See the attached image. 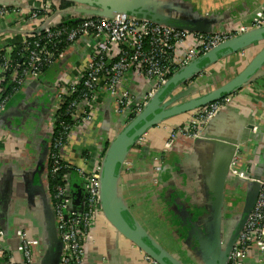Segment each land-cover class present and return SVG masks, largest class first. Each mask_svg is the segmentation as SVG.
I'll list each match as a JSON object with an SVG mask.
<instances>
[{
  "label": "crops",
  "instance_id": "obj_1",
  "mask_svg": "<svg viewBox=\"0 0 264 264\" xmlns=\"http://www.w3.org/2000/svg\"><path fill=\"white\" fill-rule=\"evenodd\" d=\"M166 1L173 16L186 21L203 20L205 29L226 24L250 28L253 20L264 12V0ZM38 7L37 2L28 0L17 9L12 8L9 18L0 19V52L6 59L30 35L25 32H33L40 25V19L30 18ZM255 54L253 47L250 52L244 50L211 65L198 81L199 95L229 83ZM88 59L84 45L68 49L38 78L25 80L1 116L0 198H10L7 210L11 214L4 213L2 219L10 243L15 242L14 233L23 224L37 226L44 222L29 207L33 195L30 178H20L15 160L22 158L24 166L38 162L44 150L42 129L50 122L47 117L56 103L55 88L58 84L64 86L62 82L69 84ZM232 95L228 109L212 121L205 136L194 141L182 139L173 147L168 146L171 130L186 119L175 117L152 129L146 144L130 151L119 173L117 195L126 216L178 264H204L199 252L209 246L213 232L212 204L216 199L215 186L220 183L218 171L225 170L220 209L224 247L247 207V193L252 186L246 181L248 170L254 168L252 173L259 176L264 168V66L250 83ZM126 122L109 111L100 112L92 124L75 130L65 161L90 171L102 160ZM153 157L159 158V165ZM75 177L74 172L67 176L77 192L80 182ZM37 182L33 181L35 185ZM19 206L21 210L15 212ZM94 236L86 264H151L142 251L107 227L103 220L98 222ZM246 264H264V254L257 246L251 249Z\"/></svg>",
  "mask_w": 264,
  "mask_h": 264
},
{
  "label": "built area",
  "instance_id": "obj_2",
  "mask_svg": "<svg viewBox=\"0 0 264 264\" xmlns=\"http://www.w3.org/2000/svg\"><path fill=\"white\" fill-rule=\"evenodd\" d=\"M34 1L39 7L30 14V18L40 19V24L63 10L60 4L51 0ZM12 8L17 9L0 6V19L9 18ZM73 20H76L75 25L68 26L64 19L59 18L37 34L33 32L19 44L25 53L20 62L3 58L0 65L1 115L9 99L8 90L18 92L25 80L38 78L68 49L84 45L88 50L89 59L85 66L77 71L69 84L62 82L65 91L61 92L64 86H56V103L48 119L50 122L44 126L49 135L44 189L62 246L59 264H83L99 213L100 165L97 163L86 171L65 161L75 130L92 124L108 103L114 115L129 113L128 119H133L141 112L145 101L133 103L130 86L149 84L152 92L159 90L174 75L220 44L248 30L264 27V12L253 20L250 28L228 26L217 28L210 34L161 26L140 17L122 15L112 19L82 17ZM63 46L65 48L60 50ZM68 98L71 100L62 110L61 106ZM232 99L233 95H226L190 113L179 127L171 130L167 145L173 147L182 139H199L208 124L228 109ZM1 136L0 140L3 139ZM147 138L146 132L136 141L137 148L144 146ZM154 162L160 164L158 158ZM71 172L80 182L77 192L67 178ZM54 178H59L58 184L50 187L49 182ZM246 180L254 181V178L246 175ZM259 185L255 202L233 242L226 264H244L254 246L264 254V170ZM16 236L19 243L15 256L6 244V233L0 226V264H33L36 241L28 239L22 230ZM146 260L155 264L148 257Z\"/></svg>",
  "mask_w": 264,
  "mask_h": 264
},
{
  "label": "water",
  "instance_id": "obj_3",
  "mask_svg": "<svg viewBox=\"0 0 264 264\" xmlns=\"http://www.w3.org/2000/svg\"><path fill=\"white\" fill-rule=\"evenodd\" d=\"M28 0H0V6L3 7H18L23 6ZM34 1V0H29ZM61 5V3H68L70 6L55 12L49 18L40 24L35 32L36 34L42 31L48 24L56 19L62 18L65 23L75 22L74 19L82 17H100L112 19L117 15L140 17L152 23L179 28L190 32L200 34H210L217 28L235 26V24H226L217 26L216 28L205 29L203 20H183L172 15L171 6L167 5L165 0H51ZM167 6V7H166ZM239 25V24H238ZM242 26V24H240ZM246 28V27H245ZM33 32H25L28 35ZM255 47L256 54L245 65V67L232 79L229 83L218 88L210 93L201 94L198 86V81L203 73L213 64L220 60L227 58L232 54H236L246 50L247 52L253 50ZM264 66V27L248 30L247 32L226 41L216 48L212 49L207 54L199 57L193 61L185 69L178 72L171 79L168 80L159 90L152 92L149 84H137L130 86L129 92L134 97V102H143L145 104L142 110L133 119H128L129 113H124L117 116L119 120L126 119L127 122L123 126V130L118 133L113 141L109 144L102 160L97 162L100 165V179H99V213L95 221L92 232V243L88 247L87 254L83 261L86 264L90 247L93 244L94 233L96 226L100 220L111 228L120 237L124 238L136 248L142 251L155 264H178L174 259L162 252L146 234L137 226H135L125 214V209L120 202L117 195V183L120 170L131 150L137 148L136 141L144 134L155 128L168 123L171 119L179 116H188L197 109L204 107L226 95H232L242 87L250 83L252 77L257 71ZM134 105V104H132ZM131 109V108H130ZM129 109V110H130ZM109 111L110 104L106 108L100 110ZM5 112V111H4ZM4 112L2 114H4ZM100 112L98 114H100ZM225 113V112H223ZM220 113L219 115L223 114ZM0 115V120L1 116ZM217 115L216 117H218ZM50 116V115H49ZM49 116L47 118H49ZM215 117V118H216ZM215 118L213 120H215ZM212 120V121H213ZM212 121L208 124L200 138L205 136L207 129ZM44 150L38 162L32 164L33 166H24L21 164L22 158L15 160V167L20 178H30V187L33 189L32 200L29 202V207L40 214L44 219L43 223L37 226H30L23 224L14 233V243L8 241V233L5 226L2 224L3 214L9 215L10 211L7 206L10 203V198H0V226L6 233L7 246L11 252L16 256V248L18 245L16 233L20 230L24 231L27 238L36 241L35 259L33 264H59V257L61 253V243L56 234L54 215L49 205V199L44 189V165L45 158L48 151L49 135L48 131L42 129ZM148 140V138H147ZM147 142V141H146ZM146 144V143H145ZM144 144V145H145ZM143 147V146H142ZM141 148V147H140ZM153 157L152 160L154 161ZM159 159V158H158ZM232 161V160H231ZM20 163V164H19ZM17 164L22 165L19 167ZM230 165V163H229ZM226 169V168H225ZM254 168L250 170L248 175L254 178L251 188L247 193V207L244 211L243 219L238 224L236 232L231 239L223 247L221 241L220 230V209L222 207L223 194V172L218 171L220 183L215 186V197L213 202V232L209 238L208 247L199 252V257L204 260V264H226L229 251L233 246L239 230L245 224L248 213L250 212L260 185L259 181L263 175V170L259 176H255ZM37 179L35 185L33 181ZM247 181V180H246ZM222 182V183H221ZM21 210L19 206L15 212ZM7 211V212H6ZM10 213V214H9ZM247 259V258H246ZM246 264V261L244 262Z\"/></svg>",
  "mask_w": 264,
  "mask_h": 264
},
{
  "label": "trees",
  "instance_id": "obj_4",
  "mask_svg": "<svg viewBox=\"0 0 264 264\" xmlns=\"http://www.w3.org/2000/svg\"><path fill=\"white\" fill-rule=\"evenodd\" d=\"M69 6H70V5H69L68 3H61V9H65V8H67V7H69ZM65 25L73 26V25H75V23H74V22H68V23H65ZM65 46H66V45H65ZM65 46H63V48L61 47L60 50H61V49H64ZM22 50H23V47H22V46H20V45H16V46L14 47V51L12 52V54H11V56H10L9 59H10L12 62L19 63L20 60L22 59L21 57H22L23 55H25V53H24ZM3 58H5V56L3 55L2 52H0V65H1L2 62H3ZM46 70H47V68L44 69L43 73L46 72ZM6 94H8V97H9V99H8V101H7V105H8L9 100H10V98L12 97V95L14 94V92H12L11 90H8ZM70 100H71V98H68V99L64 102V104L61 106L62 110L65 109L66 105L70 102ZM67 123H68V121H67ZM58 181H59V178H58V179H57V178H54V179L50 180V182H49L50 187H51V185H52V186L57 185V184H58Z\"/></svg>",
  "mask_w": 264,
  "mask_h": 264
},
{
  "label": "flooded vegetation",
  "instance_id": "obj_5",
  "mask_svg": "<svg viewBox=\"0 0 264 264\" xmlns=\"http://www.w3.org/2000/svg\"><path fill=\"white\" fill-rule=\"evenodd\" d=\"M232 217H233V216H231V219H232ZM240 222H241V221H239V223H240ZM235 232H236V230H235ZM235 232H234V233H235ZM234 233H233V234H234ZM233 234H231V237H232Z\"/></svg>",
  "mask_w": 264,
  "mask_h": 264
}]
</instances>
